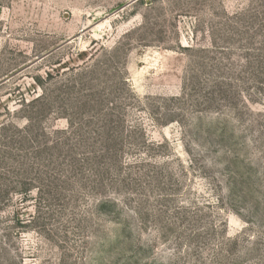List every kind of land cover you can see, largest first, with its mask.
Listing matches in <instances>:
<instances>
[{
    "label": "rangeland",
    "instance_id": "374dc122",
    "mask_svg": "<svg viewBox=\"0 0 264 264\" xmlns=\"http://www.w3.org/2000/svg\"><path fill=\"white\" fill-rule=\"evenodd\" d=\"M0 264H264V0H0Z\"/></svg>",
    "mask_w": 264,
    "mask_h": 264
}]
</instances>
